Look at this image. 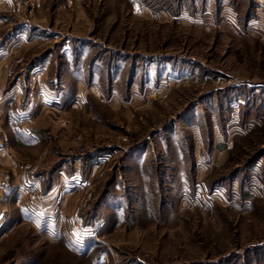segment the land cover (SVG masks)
<instances>
[{"label":"rangeland","instance_id":"374dc122","mask_svg":"<svg viewBox=\"0 0 264 264\" xmlns=\"http://www.w3.org/2000/svg\"><path fill=\"white\" fill-rule=\"evenodd\" d=\"M2 7L41 30L1 64L52 160L28 222L0 225V264H264V0Z\"/></svg>","mask_w":264,"mask_h":264},{"label":"crops","instance_id":"0c3cea01","mask_svg":"<svg viewBox=\"0 0 264 264\" xmlns=\"http://www.w3.org/2000/svg\"><path fill=\"white\" fill-rule=\"evenodd\" d=\"M10 1L11 0H0V28H5V32L0 34V225H6L5 228L7 232H11L14 228L28 222L30 213L26 210L24 204V202L28 200L26 195L30 190L34 191L36 189L43 191L46 184L43 186L40 172L43 173L44 170H39L42 165L44 166L48 163L49 159L50 161L52 160L49 148L43 145L44 142L39 138L42 133L41 129L46 127L45 117L41 116V118H37L38 123H28V121L30 122L31 119L33 120L36 115L33 112L28 114L27 111L23 110L24 108L20 109V100L22 99L23 101L22 88L24 89V86L20 83L18 77L14 81L8 80L10 75H18L21 69L16 72L13 71V74H11V66L7 69H3L4 67L2 68L1 63L7 60L6 57L10 52L8 44H11L12 41L17 42L16 45H18L19 48L23 47V45H29L32 41L38 43L40 40L39 31L41 30L33 32V30L29 31L30 29L27 28V31H15V29H17L15 25H20V27L24 25L27 27L29 23L26 24L23 23L24 21L11 20L6 13H3L5 8L2 6L6 3H10ZM8 24L13 27L12 30H9ZM7 27L8 31H6ZM45 62L46 59L40 57L38 60L29 63L27 69L30 71L38 69ZM39 72H42L41 69ZM43 75L42 73V77ZM41 80L42 79L38 81L37 87L39 88L44 87V82L42 80L41 83ZM25 90L28 91L27 85H25ZM30 95L31 96L26 97V99L31 100L35 97V94L32 92ZM56 96V100L59 102V93H57ZM8 101L11 102L9 104L16 105L18 108L14 114L11 112L8 114V107L6 109L3 107L4 104L2 105V103ZM28 104L29 102H26V106ZM28 107L29 106L26 108ZM22 111H25V113ZM26 148L44 149V152L48 153L47 157L42 161H34L27 168L22 167V151ZM63 163L62 161L61 164ZM3 170L9 173L8 177L3 176ZM26 182L29 185L25 186L24 184H26ZM48 197L50 196H44L43 199L47 200Z\"/></svg>","mask_w":264,"mask_h":264}]
</instances>
